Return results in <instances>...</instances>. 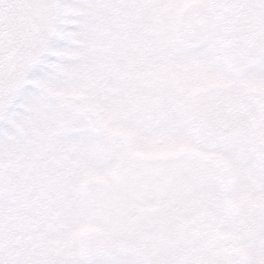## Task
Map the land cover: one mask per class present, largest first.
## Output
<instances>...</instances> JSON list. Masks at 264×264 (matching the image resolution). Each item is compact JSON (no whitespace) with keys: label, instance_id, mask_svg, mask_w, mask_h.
Returning <instances> with one entry per match:
<instances>
[{"label":"snow or ice","instance_id":"obj_1","mask_svg":"<svg viewBox=\"0 0 264 264\" xmlns=\"http://www.w3.org/2000/svg\"><path fill=\"white\" fill-rule=\"evenodd\" d=\"M0 264H264V0H0Z\"/></svg>","mask_w":264,"mask_h":264}]
</instances>
